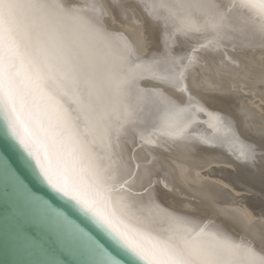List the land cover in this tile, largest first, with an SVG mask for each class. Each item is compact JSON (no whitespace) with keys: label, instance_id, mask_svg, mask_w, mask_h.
<instances>
[{"label":"snow or ice","instance_id":"6c2138e0","mask_svg":"<svg viewBox=\"0 0 264 264\" xmlns=\"http://www.w3.org/2000/svg\"><path fill=\"white\" fill-rule=\"evenodd\" d=\"M145 17L165 30L163 51L149 60ZM181 39L193 42L190 52L175 51ZM209 96L235 111L210 110ZM0 107L25 167L126 256L142 264H264V208L257 215L243 203L220 207L208 186L233 187L212 180V169L232 164L196 146L226 145L237 164L264 165V0H0ZM201 123L217 139L193 133ZM238 126L254 129L261 143L242 145ZM177 159L184 163L172 167ZM0 167L26 191L7 161ZM177 173L190 204L169 211L158 201L181 191ZM45 206L85 245L91 264H123ZM145 209L146 221L155 211L168 224L151 247L131 223ZM201 211L211 215H187ZM216 217L241 229L239 242Z\"/></svg>","mask_w":264,"mask_h":264},{"label":"water","instance_id":"95a60500","mask_svg":"<svg viewBox=\"0 0 264 264\" xmlns=\"http://www.w3.org/2000/svg\"><path fill=\"white\" fill-rule=\"evenodd\" d=\"M22 155L0 107V161H7L26 189L14 186L0 167V264H91L94 257L85 245L45 204L68 216L123 264H142L126 256L103 231L25 167Z\"/></svg>","mask_w":264,"mask_h":264},{"label":"bare ground","instance_id":"6f19581e","mask_svg":"<svg viewBox=\"0 0 264 264\" xmlns=\"http://www.w3.org/2000/svg\"><path fill=\"white\" fill-rule=\"evenodd\" d=\"M73 2L83 4L86 2V0H73ZM145 29H146L145 35L153 43L148 47L147 54L144 55L142 59L149 60L151 59L153 52L163 51L165 30L162 24L153 27L152 22L148 20L147 17H145ZM117 30L123 31V29H119V28H117ZM168 31L170 32L171 29L169 28ZM125 35H129L130 37L134 38V34L132 33H125ZM191 43L193 42L189 41L188 44H184L183 40L181 39V44L183 46L175 49V51L177 53L190 52ZM204 54H205L204 50H201L200 52L197 53V55L200 56H203ZM197 79L198 82H200L205 88H207L208 85L207 83H205V77L203 75H198ZM143 83L144 82H142V84ZM208 99H209L208 106L210 110L220 111L222 113L235 111V109L232 108L231 104L228 103L223 97L209 96ZM204 118L205 121L208 119L207 116L205 117L203 115L200 116L201 120H203ZM148 127L150 128L151 125H149ZM238 127L240 133V141L242 142V145H248L253 142H255L257 145L261 143L260 138L254 135V131H255L254 129L244 128L242 126H238ZM192 132L195 134H199L204 138L210 140L217 139V137L213 134L212 129H210L206 123L195 125L192 129ZM146 134H147V130H146ZM196 146L200 152L219 156L221 160L228 161L232 164V167L212 169V172L214 173V175L210 177L212 180H220L223 181L224 183L231 184L233 187V191L228 192L220 188L218 185L208 186L207 190L216 198L220 207L226 208L236 203H243L258 215L261 209L264 208V181H262L261 179V172H260L261 167H264V165L258 163L255 168H251V167L246 168L240 164H237L234 157L229 154L226 145L212 149L200 145L197 142ZM240 147H241L240 144L233 146V151L238 152ZM259 150L260 149L258 147L257 151ZM156 151L162 152V149ZM164 155H167V153H164ZM177 163H184V162L179 159L171 161L172 167H175ZM201 175H208V173L202 172ZM177 177L178 179H177L176 187L181 191L179 193H167L166 195H162L158 201L161 207L168 208L169 211H173L174 209H179L185 204H190V201L181 199V195H190V193H188L184 189L182 183L180 182L179 173H177ZM157 190L162 193L165 191L162 185H158ZM187 215L194 216L198 220H202L205 216L211 215V213H206L201 211L198 213L189 212L187 213ZM147 217H148L147 209L143 211L137 210L136 212L133 213L131 223L133 224V226H137L141 228V230L143 231V235L140 237V242L145 247H151L152 244L154 243L155 237L167 234L165 231H162V229H167L168 224L167 222L162 221L158 216H156L155 211H153L150 221L145 220V218ZM215 219H216V223L222 226V229L226 235L231 237L234 241L239 242L241 236H243L244 233L241 231V229L238 226H235L229 220L223 217H216Z\"/></svg>","mask_w":264,"mask_h":264}]
</instances>
